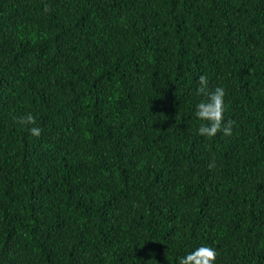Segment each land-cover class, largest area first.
Instances as JSON below:
<instances>
[{
	"label": "trees",
	"instance_id": "16d2710c",
	"mask_svg": "<svg viewBox=\"0 0 264 264\" xmlns=\"http://www.w3.org/2000/svg\"><path fill=\"white\" fill-rule=\"evenodd\" d=\"M201 75L231 136L197 132ZM200 246L264 264V0H0V264Z\"/></svg>",
	"mask_w": 264,
	"mask_h": 264
},
{
	"label": "clouds",
	"instance_id": "9594fccd",
	"mask_svg": "<svg viewBox=\"0 0 264 264\" xmlns=\"http://www.w3.org/2000/svg\"><path fill=\"white\" fill-rule=\"evenodd\" d=\"M49 8L45 5V11ZM198 94H203L206 99L196 105L194 115L201 123L197 132L201 136L213 137L217 133L222 132L225 136L232 135V128L235 121L229 119L224 121V96L225 90L222 87H215L208 91V79L205 75L199 76L198 79ZM15 122L22 126H29L28 132L33 137L41 135V128L36 125V119L32 113H27L19 118H14ZM215 167L214 160L209 163V168ZM216 251L209 246H200L191 251L186 256L179 259L178 264H214L216 260Z\"/></svg>",
	"mask_w": 264,
	"mask_h": 264
}]
</instances>
